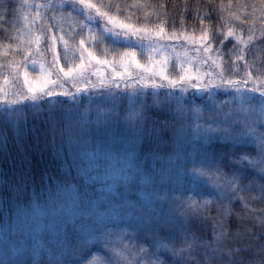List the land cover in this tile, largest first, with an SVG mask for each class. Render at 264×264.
Instances as JSON below:
<instances>
[{
	"label": "trees",
	"instance_id": "trees-1",
	"mask_svg": "<svg viewBox=\"0 0 264 264\" xmlns=\"http://www.w3.org/2000/svg\"><path fill=\"white\" fill-rule=\"evenodd\" d=\"M28 0H0V3L6 4L10 11L7 15L0 10V76L4 77L13 72L8 71L9 64L7 61H14L19 65L24 63L25 59L36 58L38 53L29 52L25 56V50L29 47L25 20L22 17L20 8ZM62 1L66 0H55ZM98 5H105L109 2L121 4L119 11L109 10L121 19L136 26H155L163 25L167 28L182 31L201 30V26L207 28L212 36L216 35L217 30L225 32L224 39L225 51L224 60L229 64V54L227 48H231L236 43L234 38L232 43L228 42L226 33L227 28H233L235 34L238 30V12L239 8L247 7L248 10L257 8L260 11V17L254 18L250 15H242L239 19L242 22L253 23L255 25V35L251 40L241 45L246 51L244 60L253 66L254 75H264V0H94ZM135 5L125 9L123 5ZM14 9V11H12ZM70 8L61 9L64 14L71 13ZM127 12V15L125 13ZM72 18L68 16L63 23L65 26L64 33L67 34V40L72 43L77 40L69 35L75 34L80 40L85 39V47L94 51L101 58L118 57L124 49H132V41L128 42L125 38L120 37L123 41L119 44H113V35L107 34L103 27L97 30L99 17L96 19H86L85 16L78 15L76 12ZM66 15L64 16V19ZM72 20L77 21V25L70 24ZM47 21L53 22L49 19ZM90 25L92 33L88 34ZM111 26V25H110ZM71 27V28H70ZM69 28V32L66 29ZM83 29V30H82ZM58 27L53 28L57 31ZM73 32V33H70ZM86 34V35H84ZM102 39H92V36ZM112 34V33H111ZM247 34V33H244ZM250 36L252 34H249ZM258 35V36H257ZM135 36L131 37L133 39ZM78 40V41H79ZM215 41V40H213ZM216 42V41H215ZM32 51L34 44L31 45ZM77 50L78 47L76 46ZM76 50V51H77ZM72 51V50H70ZM79 51V50H78ZM68 52V50H67ZM72 55V54H71ZM40 57V56H39ZM64 56L62 61L66 63ZM71 60H73L71 58ZM233 58L231 63H234ZM243 60H240L242 62ZM243 67L244 64H239ZM68 67V64H65ZM177 68V67H176ZM229 68V65H227ZM174 70V66L171 72ZM243 70V69H242ZM258 70H260L258 72ZM176 71V70H175ZM175 74V72H174ZM173 74V75H174ZM88 85L99 84L98 79H92ZM129 80H123L122 85L117 87L114 84L101 85L95 88H88L86 91L74 92L73 95L79 98L80 107L90 105L93 109L101 107L95 101L99 96H110L112 107L119 114L130 106H139L143 103L149 108V116L163 120L166 116L171 119L169 105L172 109L176 108L177 100L184 104L189 110L188 120L193 125L207 122L210 113L217 109L225 108V112L234 114L238 112V104L244 102V105L256 103L255 100H248L243 95L233 97L225 90L213 91L211 96L209 92L201 93L189 92V88H168L164 86L149 85L136 82L134 85L128 83ZM125 84V86H123ZM73 91V90H72ZM56 96H38L35 101H27L29 104L37 106L36 109H28L29 117L34 115L36 118L31 120L35 125V131L21 142L23 152L20 151L14 141H10L7 153L0 155V257L4 255L5 247L3 243L4 221L10 213L15 219L17 211L20 213V231L9 238L7 245L9 253L13 249H18L25 240L31 238L33 234L45 239H51L53 228L48 216V206L44 199L38 203L35 202L33 191L39 190L44 196L47 195L46 188L41 189V185H47L50 174H57L61 181L67 182L66 190L61 194V201L64 203L62 215L57 217L58 221L72 220L79 214V202L74 201V189H81L87 192L89 198L98 205H103L101 211L107 210L111 213H119L121 205L124 203H135L137 199L143 200L147 207L153 213L166 212L184 219L185 227L188 232L208 241L215 240L213 236V225L219 223L216 217L218 210L221 208L223 201L213 200L209 196H194L198 202L203 199H209L210 204L200 208L191 209L186 216H182L179 200L173 199L181 194L182 190L191 186L192 178L185 172L186 168L192 167V161L199 160L204 152L223 151L227 144L224 140L213 139L209 142L196 136L194 133L180 142L181 159H176L177 149L174 140L162 139L157 141L151 134L143 136L137 135L127 118H119V124L108 131L109 127L101 128L96 135L101 140H106L111 145L114 159L111 161V167L106 163H97L89 165L87 159L78 155L71 148L64 146L60 148L59 136L57 135V144L52 141L53 133L47 123L48 104L56 97L64 100L66 103L72 99L62 92H54ZM112 94V96H111ZM119 94V95H117ZM259 93H253L258 96ZM159 101V103H154ZM23 104L25 101H19ZM163 105L164 107H161ZM202 106L201 115L203 121L197 120L191 113L193 106ZM3 106V100H0V107ZM215 110L212 111V109ZM236 110V111H235ZM243 119V116H239ZM151 124V120L148 121ZM118 138L113 140V137ZM211 144V147L208 145ZM238 151H251L253 148H240ZM126 160V161H125ZM199 167L200 165H196ZM225 172L228 169H223ZM213 177L209 176L208 187H213L211 181ZM253 180L250 174L241 181L242 184H248ZM259 181L244 191L239 192L241 200L231 202L230 212L225 213L227 221V233L220 240L216 241L215 247H205L202 244L193 241L191 251L184 248L183 235H179L175 241L176 248H184L182 256L173 257L171 252L161 250L159 256L162 264H226L231 260V264H258L259 255L257 249L264 246V235H259L257 239H252L262 231L258 225L261 218H264V191L259 187ZM21 185L23 191L17 196L11 192V187ZM155 190V191H153ZM29 197H32L30 200ZM247 205V207H242ZM7 205V208L6 206ZM236 214H239V218ZM252 216L257 218V227L253 229L250 235L246 229L252 228ZM127 239V237H125ZM173 243L172 241H165ZM139 243V241H137ZM119 248V244H115ZM223 249H234L231 257L227 254L221 256ZM152 251L153 249H149ZM96 255V256H95ZM127 255V254H126ZM106 253L100 248H92L91 252L84 250L81 253L80 261L83 264H90L92 260L102 262L105 260ZM47 257L41 259V264H47ZM147 257L128 255L129 264H135L141 261L146 264Z\"/></svg>",
	"mask_w": 264,
	"mask_h": 264
},
{
	"label": "snow or ice",
	"instance_id": "snow-or-ice-1",
	"mask_svg": "<svg viewBox=\"0 0 264 264\" xmlns=\"http://www.w3.org/2000/svg\"><path fill=\"white\" fill-rule=\"evenodd\" d=\"M60 6L70 8L73 12L85 16L89 20L99 17L97 30L99 27H103L104 31L111 32L115 37L113 44L123 42L119 39L120 37L130 42L131 37L141 35V33H147V38L152 40V37H159L165 31L162 24L155 29L138 28L136 25L126 22L125 19H121L118 15L112 14L111 11L103 10L106 8L119 11L121 4L117 2L98 5L94 0H66ZM31 7L38 9L33 19L42 20V13L39 9H49L53 5L51 3L32 4ZM123 7L127 9L135 7V5L125 4ZM0 10L5 15L10 11L7 5L3 3H0ZM125 15H127V12ZM84 27H88L89 31H92L90 25H84ZM41 31L43 38L46 39L45 51L51 55V66L57 71L49 73L41 64V77L33 80L29 78L26 71L22 72L20 70L18 63L7 61L10 70L17 78V82L19 83L21 75L23 76V82L20 89L14 93V99H10L7 94L0 97L3 100V106L0 107V155L7 153L10 141H14L20 151L23 152L21 142L25 141L26 137L35 131V125L31 123V120L36 117L33 115L30 120L27 110L36 109L37 106L29 104L27 101H35L38 96H56L50 89L64 87L65 84L71 81L73 91L64 93V95L72 98L70 102L66 103L59 97L51 102L45 101L49 105L46 120L53 133L51 142L56 145L58 135V146L60 148L64 146L71 148L78 155L85 157L89 165L103 162L111 167V161L114 159L112 147L108 141L101 140L96 133L101 128H107L112 123L113 117L119 116V112L103 107L93 109L90 105L81 108L79 98L74 96L73 93L109 83L119 87V80L102 77L99 68L95 70L99 84H80L77 87V84H79L78 78L85 75L88 64L93 61L98 65H105L110 68L116 78L124 77L125 79L130 64L134 63L137 68L146 66L137 60L134 48L124 49L120 53L118 62L116 60L110 61L107 58L97 56L92 49L85 47V39L82 37L78 45L79 63L75 67L65 68L59 64V54L57 52L58 42L64 44L65 52H67L68 42L64 39L63 34H53L51 28L44 23L41 25ZM226 33L229 43H232L233 38L236 41L231 48H227L230 57L228 69H224L217 62V56H209V53L213 50V40L217 44L216 53L222 54L225 51L224 39H217V37H224L225 32L217 30L215 36H210L209 30L203 27L202 24L198 36L186 34L183 36V40L197 45V53H201V51L203 53V58L200 56L190 57L189 63L198 59L202 63L211 60L209 67L214 69L215 75L212 72H207L206 77H202L199 72L193 75L189 71V67L185 65L180 66V73L176 77H170L163 73H160V75L174 87L184 88L191 85L196 89H209V96L212 94L213 85L222 89H237L245 98L255 100L256 103L249 104L247 108L242 107L239 112L231 115L217 110L210 113L207 122L195 125L188 120L189 110L179 102V99L175 109H172L170 105L168 106L172 116L171 119L167 116L163 120L150 117L149 108L143 103L139 106H130L126 117L139 136L151 134L157 141L162 139L174 140L177 149L176 159L178 160L182 158L179 151L180 142L185 140L190 132L209 142L213 141L214 138L226 142L227 147L223 151L208 152L206 150L199 160L192 161L193 166L185 169L186 174L192 178L190 188L182 190L179 196L173 198L179 200L182 216H186L191 209L210 204L209 199L198 202L194 199V196H209L213 200L223 201L216 217L219 223L213 225L215 240L208 241L195 237L194 234L188 232L184 219L166 212L153 213L140 199H137L135 203L122 204L119 213H111L107 210L101 211L103 205L94 203L87 192L81 189H74L73 197L74 201L79 202L78 216L70 221H58L57 217L62 215L64 208V203L60 197L66 190L67 182H62L57 174L52 173L48 177L47 185H41V189L46 188L47 195L44 196L41 191L34 189L33 196L35 202L38 203L41 199H44L48 206L47 214L53 228V236L51 239H45L33 234L18 249H13L12 253H9L7 247L9 238L20 231L22 227L19 211H17L15 219L9 213L8 218L2 225L5 251L4 255L0 257V264H41V259L44 257L48 258L47 264H83L80 261L81 253L84 250L91 252L94 247L104 251L106 257L102 262L92 260L90 264H129L128 255L147 257L146 264H162V259L159 256L161 250L171 252L173 257L181 256L183 260L184 248L191 251L193 241L205 247H215L216 241L224 237L228 231L225 213L230 212L231 202L235 200H241L242 202L243 198L239 196V192L251 187L256 182V178L259 181H264V76L257 75L253 77L247 61L243 65L242 72L237 73L234 71L236 65L231 61L233 58L236 61L243 60L241 45L247 41L236 35L233 28H227ZM102 38V34L100 37L92 36L94 40ZM168 39L179 40L181 37L173 34ZM251 39L252 37L249 36L248 40ZM41 40V35L31 34L25 56L32 52L31 45L40 46ZM154 42L158 43V41ZM36 51H39V47ZM125 58H127V61ZM24 63L27 64V59L24 60ZM32 63L35 64L38 61ZM117 67H120L121 71H117ZM225 71L229 73L227 77ZM52 74L56 75V80L51 78ZM203 78H207L208 83L201 82ZM4 79L7 80V77ZM61 79L64 81L63 84L60 83ZM140 82L156 84L154 79H142ZM253 93H259V95L253 96ZM19 101H25L26 103L20 104ZM154 103L158 104L159 101H154ZM160 106L164 107L163 105ZM190 111L197 120L203 121L202 106L194 105ZM241 112L244 113L243 119L239 118ZM149 120H151L150 125L148 124ZM208 147H211V144ZM242 147L253 148L254 153L251 151H238ZM196 165L200 166L197 167ZM225 167L228 169L227 172L223 170ZM250 174L253 175V180H250L248 184H242L241 181ZM209 176L213 177L211 181L213 187L211 189L208 187ZM258 187L264 191V183H259ZM10 190L19 196L23 191V187L15 185ZM29 199L31 200L32 197H29ZM5 206L7 208V205ZM242 207H247V205L242 203ZM236 215L239 218V214ZM251 220L252 228L246 229L250 235L253 229L257 227V218L252 216ZM258 227L262 231L252 235V239L264 235V218L260 219ZM181 234L183 235L184 248H176L175 241ZM165 241H172L173 243L170 244ZM117 243L120 245L119 248L115 246ZM149 249L153 250L150 251ZM232 251L234 249H223L221 256L227 254L228 257H231ZM257 254L260 257L258 264H264V246L257 249ZM135 264H142V262L136 261ZM174 264H176L175 261ZM226 264H231V260H228Z\"/></svg>",
	"mask_w": 264,
	"mask_h": 264
},
{
	"label": "rangeland",
	"instance_id": "rangeland-1",
	"mask_svg": "<svg viewBox=\"0 0 264 264\" xmlns=\"http://www.w3.org/2000/svg\"><path fill=\"white\" fill-rule=\"evenodd\" d=\"M45 3H51L53 5L52 8L49 9H39V11L42 13V20L41 19H33L35 16V13L38 11V9L31 7L32 4H45ZM62 1H55V0H28L27 2H24L20 10L22 11V17L25 20V26H26V31L24 32L27 34V37L31 39V34L34 35H41L42 40H41V45L37 46L34 44V50L32 52L38 53V57L34 58H29L27 59V64L23 63L20 65V70L26 71L28 73V76L30 79L36 80L41 77V64H43V68L47 70L49 73H55L57 69L53 68L51 66V55L45 51V45H46V39L43 38V33L41 31V25L42 23L47 24L49 28H51V31L53 34H63L64 39L68 42V52H65L64 44L62 42L57 43V52L59 54V64L65 68V64H68L69 66L75 67L80 60L79 56V49L77 50L76 46L78 47L79 45V39L78 36L75 34L69 35L72 38H75L77 40L73 41L70 43L67 39V34L64 33L63 31L65 30L64 22L67 20L68 16L72 18L73 11L68 14H64L61 9H64V7H61L60 5L62 4ZM254 10H248L247 7H241L239 8L238 12V32L236 35L241 36L243 39H248L250 36L249 34H252L251 37H253V34L255 35V25L253 23H248V22H242L240 21V17L242 15H250L253 16L254 18H259L260 17V11L257 8H253ZM72 10V9H68ZM66 15V18L64 19V16ZM53 20V22L47 21V20ZM128 22V21H126ZM73 26L77 25L76 20H72L70 23ZM160 25H149V26H137L138 28H149V29H155ZM58 27L57 31H53V28ZM165 31L161 36L159 37H152V40H149L148 34L147 33H141V35L135 36L133 39H131L132 43V48L135 49L136 51V58L139 60V62L146 67L144 68H137L135 64H130L128 67V72L126 74V79L129 80V84H135L136 82H140L142 79L143 80H148V79H154L156 81V84H159L160 86L168 88H175L172 86V84L164 80L160 73H163L164 75L170 76V77H176L180 73V66L185 65L189 67V71L195 75L197 72L202 77H206L207 72H212L213 75H215V71L212 67H209L211 64V60H208L207 63H202L201 60H196L194 62L189 63V58L194 57V56H200L203 58V53H197L196 48L198 47L197 45L190 44L187 41L183 40V36L186 34H195L199 35L200 31H196L194 29H191L192 31H180V30H175L171 28H167L163 26ZM71 28V27H70ZM67 32H69V28L66 29ZM107 34H111V32L105 31ZM73 33V32H70ZM88 34L92 33L89 30L87 31ZM247 33V34H244ZM173 34L179 35L181 39L179 40H173V39H168L169 36H172ZM210 36H212L211 33H209ZM86 35V34H84ZM258 36V35H257ZM82 38V37H81ZM120 39V38H119ZM142 41V43H141ZM154 41H158V43H155ZM213 43V50L209 53V56H217L218 57V63L221 64V66L224 69H228L227 65L228 63L225 62L224 60V53L218 54L215 52V48L217 47V44L215 41H212ZM29 44V40H28ZM37 47H39V51H36ZM72 50V51H70ZM77 50V51H76ZM244 50V49H243ZM43 53V55H41ZM72 54V55H71ZM246 51L242 52L243 55V61H234L236 64V68L234 71L237 73L242 72L243 67H241L239 64H244V60H248V58H245ZM62 56L66 57L65 62L62 61ZM71 58L73 60H71ZM108 59V58H107ZM110 61L116 60L117 62L120 60V55L118 57L111 56L109 58ZM127 61V58H125ZM33 61H38V63H32ZM116 66V65H114ZM174 66V70L171 72L172 67ZM177 67V68H176ZM99 68L100 69V74L102 77H110L112 79H118L119 80V87L122 85V81L126 80L124 77L121 78H116L113 73L111 72V69L108 68L105 65H98L94 61L88 64L86 70H85V75L83 77L78 78L79 79V84H77V87L80 86V84H89L92 79H98L95 70ZM8 71L13 72L10 70V67L7 68ZM176 70V71H175ZM117 71H121L120 67H117ZM250 71L252 72L253 77H256V75L253 74V66L250 64ZM175 72V74H174ZM174 74V75H173ZM228 72L225 71V76H228ZM62 76V74H61ZM264 76V75H261ZM7 77V80L4 78ZM51 78L53 80H56L57 77L55 74H52ZM23 82V76L21 75L19 77V83L17 82V78L15 77L14 73L10 75H6L4 77L0 76V97L3 95L7 94L10 99H14V93L20 89L21 84ZM203 83H208L207 78H203L202 81ZM60 83H64L63 79L60 80ZM195 83V81H193ZM149 85H152L148 83ZM155 84V85H156ZM125 86V84L123 85ZM185 89L189 88V92H201V93H206L209 92V89H196L194 86H185ZM53 92H71L73 89L71 87V81L68 82V84H65L64 87L61 88H51L50 89ZM217 90H225L229 93V95H232L233 97H237L238 95H242L241 92H239L237 89H222V88H217L215 85H213L212 92L217 91ZM112 96V94H111ZM72 99V98H71ZM111 97L110 96H99L97 101L101 107L106 108V109H113L112 104L114 101L111 102ZM2 100V98H0ZM248 105H244V102L237 105L238 112L239 110L244 107L247 108ZM215 110V108L212 109V111ZM220 112L224 113L225 108L217 109ZM236 111V110H235ZM128 109H125L122 114H119L118 117H113L112 123H110L107 127H109L108 131L111 132L113 131L112 128H114L116 125L119 123V118H126L128 116ZM240 116H243L244 118V113L241 112ZM128 121V119H127ZM193 133H189L188 139L191 137ZM117 140L118 138L115 136L113 137V140ZM126 161V160H125ZM96 256V255H95Z\"/></svg>",
	"mask_w": 264,
	"mask_h": 264
}]
</instances>
